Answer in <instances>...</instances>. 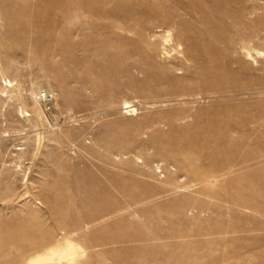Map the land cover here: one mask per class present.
<instances>
[{
	"label": "rangeland",
	"instance_id": "rangeland-1",
	"mask_svg": "<svg viewBox=\"0 0 264 264\" xmlns=\"http://www.w3.org/2000/svg\"><path fill=\"white\" fill-rule=\"evenodd\" d=\"M31 263L264 264V0H0V264Z\"/></svg>",
	"mask_w": 264,
	"mask_h": 264
},
{
	"label": "bare ground",
	"instance_id": "bare-ground-1",
	"mask_svg": "<svg viewBox=\"0 0 264 264\" xmlns=\"http://www.w3.org/2000/svg\"><path fill=\"white\" fill-rule=\"evenodd\" d=\"M74 4H75V3H74ZM78 7H79V6H78ZM87 8H88V7H87ZM88 9H89V8H88ZM168 41H169V40L166 39V40L164 41V45H167V44H168ZM68 242H69V241H68ZM68 242H67V243H68ZM55 245H56V244H55ZM71 247H73V245H71L70 242H69V243L67 244L66 248H67V250H69ZM76 247H77V246H76ZM64 248H65V247H64ZM74 248H75V247H74ZM74 248H73V249H74ZM61 249H62V248H61ZM76 249H77V248H76ZM76 249H75V250H76ZM57 250H58V252H60L59 249H57ZM62 251H63V250H62ZM65 251H66V250H65ZM65 251L62 252V255L60 256V258H66V257L68 258V257L71 255V253H70L69 251H66V252H65ZM72 251H73V250H72ZM78 251H79V250H78ZM75 252H76V251H75ZM75 252H73V253H75ZM73 253H72V254H73ZM70 257H71V256H70ZM48 258H49V257H48ZM67 258H66L65 260L68 261L69 259H67ZM46 259H47V258H46ZM71 259H72V258H71ZM62 260H63V259H62ZM73 260H74V259H72V261H73ZM67 261H66V262H67ZM31 264H32V263H31Z\"/></svg>",
	"mask_w": 264,
	"mask_h": 264
},
{
	"label": "built area",
	"instance_id": "built-area-1",
	"mask_svg": "<svg viewBox=\"0 0 264 264\" xmlns=\"http://www.w3.org/2000/svg\"><path fill=\"white\" fill-rule=\"evenodd\" d=\"M37 97H38V100H40L43 103H48L52 99L51 94L45 91L39 92L37 94Z\"/></svg>",
	"mask_w": 264,
	"mask_h": 264
}]
</instances>
